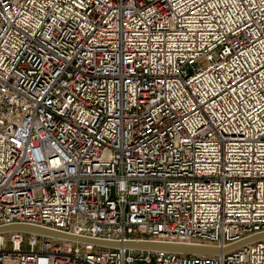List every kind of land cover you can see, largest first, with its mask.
I'll return each mask as SVG.
<instances>
[{"label":"built area","instance_id":"1","mask_svg":"<svg viewBox=\"0 0 264 264\" xmlns=\"http://www.w3.org/2000/svg\"><path fill=\"white\" fill-rule=\"evenodd\" d=\"M0 264H264V0H0Z\"/></svg>","mask_w":264,"mask_h":264},{"label":"water","instance_id":"2","mask_svg":"<svg viewBox=\"0 0 264 264\" xmlns=\"http://www.w3.org/2000/svg\"><path fill=\"white\" fill-rule=\"evenodd\" d=\"M22 231L25 233H32L37 235L49 236L59 239H66L71 241H78V242H89L97 245L103 246H119L118 242L114 241H105V240H98L94 238H88L83 236H76L73 234L58 232L55 230L38 227L29 224H11V225H4L0 226V231ZM264 238V232L258 233L249 237H246L238 242L229 244L224 248H218L214 246H204V245H190V244H180V243H164V242H153V241H127L124 243L125 247L131 249H138V250H168V251H176L182 253H191V254H215L221 251H227L234 249L242 244H245L249 241Z\"/></svg>","mask_w":264,"mask_h":264}]
</instances>
